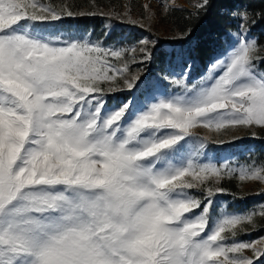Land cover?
Returning a JSON list of instances; mask_svg holds the SVG:
<instances>
[{
	"label": "snow or ice",
	"instance_id": "obj_1",
	"mask_svg": "<svg viewBox=\"0 0 264 264\" xmlns=\"http://www.w3.org/2000/svg\"><path fill=\"white\" fill-rule=\"evenodd\" d=\"M97 7L0 0V264H264V236L237 239L264 230V204L210 214L225 176L264 183V164L217 166L212 151L264 130V45L252 36L264 0H195L171 47L151 36L131 47L135 73L111 32L73 28L85 17L138 24ZM213 10L234 22L231 43L207 66L217 74L193 81L183 45ZM199 128L233 134L210 141Z\"/></svg>",
	"mask_w": 264,
	"mask_h": 264
},
{
	"label": "trees",
	"instance_id": "obj_2",
	"mask_svg": "<svg viewBox=\"0 0 264 264\" xmlns=\"http://www.w3.org/2000/svg\"><path fill=\"white\" fill-rule=\"evenodd\" d=\"M45 2H51L53 4H60L62 0H45ZM68 2L79 6V10L87 11L89 8H93L94 2L98 6L95 10H100L101 6L105 3L104 0H68ZM236 3L247 5L253 3L258 7L261 5V0H235ZM189 11L187 8H174L173 11L166 13L167 21L169 23L168 33L164 36H158L151 32L149 29H142L138 25L133 26L125 22L117 21L116 24L112 23L111 19H105L101 21L100 17H85L79 21H72L73 28L79 27L85 31V34L91 33L92 38L95 40L99 38L104 39L101 33H112V39L107 41L108 46H116L122 50L128 49L126 52V61L129 63L130 71L135 73L142 65L139 64V53H135L136 61L133 62L132 57L134 53L130 50L131 47H138V40L151 36L158 38L161 42L160 51L166 50L167 47H171L180 33L187 29L189 26ZM114 29V31H113ZM234 30V22L226 20L219 16L215 10L209 13L207 17L201 20L195 27L191 38L185 42L183 47L190 51L191 62L194 68H204L206 64L211 61L216 55H218L225 43L226 33ZM254 38L259 39L260 43L264 45V25H258L252 32ZM123 40L122 45H118L116 42ZM179 46V45H177ZM160 52L157 53L159 56ZM264 55V53H261ZM113 62L115 58H110ZM118 66H122L121 63H117ZM153 73L158 71L159 64L154 63L149 66ZM264 71V68L261 69ZM122 84V81L120 82ZM113 95V94H112ZM113 96H121V93H116ZM114 101H110L112 104ZM251 155V159H249ZM256 162L257 166L264 164V150L257 148L252 153L246 152L244 154L235 155L232 159H229L230 165L239 169L242 165L247 166ZM221 164V163H220ZM223 164V163H222ZM238 175L229 177L221 182L222 186L227 192L235 191V182ZM257 220L259 217L257 215ZM264 230L254 231L253 235H263Z\"/></svg>",
	"mask_w": 264,
	"mask_h": 264
},
{
	"label": "rangeland",
	"instance_id": "obj_3",
	"mask_svg": "<svg viewBox=\"0 0 264 264\" xmlns=\"http://www.w3.org/2000/svg\"><path fill=\"white\" fill-rule=\"evenodd\" d=\"M104 2L105 3L100 8V10H103L104 12L122 13L126 10H130L131 18L138 22V26L142 23L145 25L146 29H149L151 32L157 34L158 36H164L168 33L169 23L167 21L163 5L167 2L169 4V0H104ZM182 2L183 5L176 8H187L191 12L194 11L193 4L195 3V0H182ZM144 5H149V9L145 10ZM230 43L231 41L228 40V37H225L224 47L222 51L215 57H219L221 54L225 53V50L228 49ZM168 48L169 47H167V49ZM211 61H213V59ZM211 61H209L204 68L197 69L192 67L191 78L193 81L198 82L202 76L207 78L208 75L217 74L216 72H208L207 66ZM120 86H122V84H120ZM116 97L119 98L120 96ZM255 131L257 134L255 138L251 136V132L244 130L235 133L238 136L244 137V139L239 140L234 144L226 145L223 147H217L213 145L212 151H214L216 160L218 162L217 166H219L220 163L222 164L225 161L232 159L235 155L248 152L249 148L253 149V151L257 148L264 150V130H261L259 127H257ZM194 132L201 138H209L210 141L220 139L227 141L231 139L233 134V130H221L220 133H217L214 130L210 131L204 128H199L197 130H194ZM228 178L229 177L225 176L221 180V182ZM236 179L235 191H226L223 194H218L215 197L216 207L214 209H210V214L216 215L218 217L220 214V206L224 204L228 205L229 212L244 214L256 210L258 213L259 205L264 204V195H260V193H264V183H261L260 181H240L238 177ZM209 185H211V178L209 180ZM191 191L193 192V194H199L198 190L194 189ZM253 234L254 230L250 231V234L248 232L240 233L237 239L251 241L256 240L260 236H264V234Z\"/></svg>",
	"mask_w": 264,
	"mask_h": 264
},
{
	"label": "bare ground",
	"instance_id": "obj_4",
	"mask_svg": "<svg viewBox=\"0 0 264 264\" xmlns=\"http://www.w3.org/2000/svg\"><path fill=\"white\" fill-rule=\"evenodd\" d=\"M172 3H173V0H169V4H172ZM182 5H183L182 0H175V8L176 7H181Z\"/></svg>",
	"mask_w": 264,
	"mask_h": 264
}]
</instances>
